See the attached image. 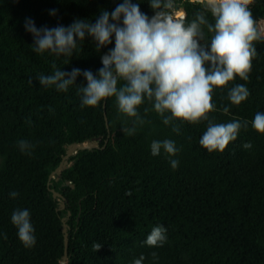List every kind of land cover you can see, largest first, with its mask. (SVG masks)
Segmentation results:
<instances>
[{
  "label": "trees",
  "instance_id": "1",
  "mask_svg": "<svg viewBox=\"0 0 264 264\" xmlns=\"http://www.w3.org/2000/svg\"><path fill=\"white\" fill-rule=\"evenodd\" d=\"M121 2L0 0V112L11 117L0 127V264H60L63 219L69 226L66 264H134L141 256L142 264H264V134L252 127L255 115L264 113V38L254 42L257 55L248 79L237 77L213 91L215 109L208 120L175 121L176 132L145 99L137 109L144 123L129 135L124 129L135 118L119 112L115 97L82 107L78 88L87 86L84 70L98 76L114 37L98 51L86 35L71 57H57L37 53L25 30L29 19L38 29L69 27L76 20L95 23L102 11L111 14ZM138 2L151 18L148 0ZM176 4L188 22L201 10L189 0ZM250 10L255 20H264V0H254ZM204 31L202 43H209L211 34ZM74 68L81 75L67 91L39 84L40 75ZM241 84L249 96L233 105L229 92ZM234 121L242 126L223 152L200 146L209 122ZM95 138L98 148L77 151L69 157L71 166L49 179L68 147ZM21 140L33 145L31 154L21 152ZM164 140L174 142L175 156L163 150L151 154L152 142ZM50 189L62 195L65 209ZM12 192L18 195L13 198ZM17 209L29 211L36 240L31 248L21 244L11 223ZM157 226L165 229L166 240L149 247L146 239ZM94 243L101 244L98 251Z\"/></svg>",
  "mask_w": 264,
  "mask_h": 264
},
{
  "label": "clouds",
  "instance_id": "2",
  "mask_svg": "<svg viewBox=\"0 0 264 264\" xmlns=\"http://www.w3.org/2000/svg\"><path fill=\"white\" fill-rule=\"evenodd\" d=\"M253 2L189 0V3L201 6V10L188 22L187 14L178 10L176 0H148L154 13L151 18L140 11L138 0L136 3L122 0L111 14L102 11L95 23L76 20L69 27L38 29L29 19L25 22V30L33 36L37 53L50 52L57 57H71L78 41L83 42L86 35L95 41L98 51L109 45L114 37V48L101 56L102 67L98 76H94L91 70L82 73L87 86L78 87L82 93L81 106L94 108L101 101L115 97L119 112L135 118L133 126L124 129L133 135L136 125L144 123L137 109L147 99L163 118V123L172 124L173 131L178 132L175 121L198 124L208 120V114L215 109L212 103L214 90L224 88L237 77L248 79L252 60L257 55L254 42L264 38V20L258 22L253 18L250 10ZM51 14L54 15L55 10ZM205 29L211 34L209 43H202ZM79 75L81 70L78 68L70 73L56 69L53 74L40 75L38 79L40 85H54L58 91H67ZM248 96L249 91L242 84L229 92V100L237 106ZM223 111L227 113L228 108ZM244 123L246 126L247 121ZM241 126L239 121L209 122L199 144L209 153L223 152L237 138ZM252 127L257 133L264 134V113L255 115ZM243 147L251 148V144ZM19 148L21 152L31 154L33 145L21 140ZM161 150L169 157L178 151L171 140L153 141L151 154L158 156ZM170 164L176 169L178 161L170 160ZM10 195L14 198L18 193ZM11 223L18 229L21 244L31 248L36 240L29 211L15 210ZM165 240V229L157 226L148 235L146 244L155 247ZM100 248L101 244H93L95 251ZM156 255L152 253L154 258ZM143 259L141 256L134 264H142Z\"/></svg>",
  "mask_w": 264,
  "mask_h": 264
},
{
  "label": "water",
  "instance_id": "3",
  "mask_svg": "<svg viewBox=\"0 0 264 264\" xmlns=\"http://www.w3.org/2000/svg\"><path fill=\"white\" fill-rule=\"evenodd\" d=\"M105 122L107 124L106 116H105ZM99 140H100V138H95V139L86 141V142L81 143V144H74V146L68 150V156L64 160L65 165L68 164L67 159H69L70 156L75 155L77 153V151L86 150V149L90 150L93 148H98L97 142ZM105 144H106V142H105ZM102 148H104V146ZM65 165L63 166V168H65ZM70 166H71V163L69 164V167ZM61 170H63V169H61ZM55 174H57V172L53 171L50 174L49 179H51ZM50 191L53 193V197H55V198L58 197V198L62 199V201L60 202V208L65 209V199L62 197V195L60 193L55 192L53 189H50ZM68 216H70L69 212H68ZM68 230H69V226L66 223V219H63V221H62V233H63V240H64V252H63V256H62L60 264H66L67 263Z\"/></svg>",
  "mask_w": 264,
  "mask_h": 264
},
{
  "label": "rangeland",
  "instance_id": "4",
  "mask_svg": "<svg viewBox=\"0 0 264 264\" xmlns=\"http://www.w3.org/2000/svg\"><path fill=\"white\" fill-rule=\"evenodd\" d=\"M11 120V117L7 114V113H1L0 112V127L5 125L8 121ZM69 159H67L68 162ZM69 168V162L68 164L65 165V168H63V170H61L63 173L64 171H66ZM53 171H56L55 168ZM55 177H57V174H55L51 179H56Z\"/></svg>",
  "mask_w": 264,
  "mask_h": 264
},
{
  "label": "bare ground",
  "instance_id": "5",
  "mask_svg": "<svg viewBox=\"0 0 264 264\" xmlns=\"http://www.w3.org/2000/svg\"><path fill=\"white\" fill-rule=\"evenodd\" d=\"M73 146L74 145H72V146H70V147L67 148L66 155H64V157L62 158V162L60 163L59 167L56 169V172H57L58 175L61 174V172H62L61 169H63V166L65 165L64 160L68 156V150L70 148H72Z\"/></svg>",
  "mask_w": 264,
  "mask_h": 264
}]
</instances>
